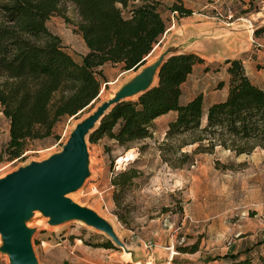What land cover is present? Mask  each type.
Returning <instances> with one entry per match:
<instances>
[{
	"label": "rangeland",
	"instance_id": "374dc122",
	"mask_svg": "<svg viewBox=\"0 0 264 264\" xmlns=\"http://www.w3.org/2000/svg\"><path fill=\"white\" fill-rule=\"evenodd\" d=\"M168 2L158 6L166 28L146 54L144 63L135 70H120L119 64L111 62L100 65L96 71L100 81L96 96L75 114L60 116L52 127V135L29 141L20 156H2L0 176L60 149L78 120L162 52L179 23L176 13L169 12ZM231 11V20L236 19L235 15L244 16L236 21L249 25L247 28L255 37L247 55L264 64V0H249L245 6L236 1ZM63 13L50 15L46 25L60 36L64 49L79 60L86 47L76 29L77 13L69 2L64 3ZM251 68L247 65V71L264 84V67L259 73ZM203 71L195 70L189 75L181 87V100L194 88L195 81L197 87H202L209 80L210 72L207 75ZM7 125V119L0 115V150L7 139ZM160 125L164 124L155 122L151 137L134 140L128 148L107 139L89 142L85 136L89 173L77 189L67 194L106 218L130 252L125 254L118 246H95L105 234L80 220L49 224L38 211L26 222L34 228L31 243L38 264H235L227 255L232 249L236 248L233 254L250 249L245 254L252 260L258 250H264V150L255 146L247 154L233 156L215 145L210 151H194L190 159L175 166L171 164L176 162V154L164 161L157 149L163 138ZM103 142L109 144L107 150ZM194 146L195 143L182 145L180 150L189 152ZM129 150L134 151V165L141 174L130 184L115 187L110 177L129 165L130 160L117 161ZM225 161H232L233 166L219 167ZM105 191H110L112 200L115 195L111 206L106 204ZM192 243L196 249L189 251ZM0 264H8L2 251Z\"/></svg>",
	"mask_w": 264,
	"mask_h": 264
},
{
	"label": "trees",
	"instance_id": "16d2710c",
	"mask_svg": "<svg viewBox=\"0 0 264 264\" xmlns=\"http://www.w3.org/2000/svg\"><path fill=\"white\" fill-rule=\"evenodd\" d=\"M133 1L0 0V113L8 122L0 159L20 156L29 141L52 135L60 116L75 114L88 104L100 86L96 76L100 65L111 62L119 64L120 70H135L144 63L166 25L158 7L160 0ZM65 2L77 13L76 29L86 47L79 60L46 25L50 15H64ZM167 6L177 15L191 13L181 0H171ZM201 61L192 51L170 53L161 62L155 82L135 97L109 106L87 133V140L107 139L128 148L134 140L151 137L154 119L170 111L157 149L164 161L176 154L171 165L215 145L233 156L247 154L255 146L264 150V89L250 80L240 57L223 60L227 78L222 99L204 106L201 93L196 92L180 101L181 83ZM221 83L219 80L217 85ZM191 143H195L191 151L180 150ZM102 145L108 149L107 142ZM129 160L128 166L111 175L113 186L128 185L141 174L134 165L136 158ZM232 166V161H225L219 167ZM103 237L94 245L115 247ZM189 249L194 251L195 243ZM227 255L235 264H250L247 255Z\"/></svg>",
	"mask_w": 264,
	"mask_h": 264
},
{
	"label": "water",
	"instance_id": "95a60500",
	"mask_svg": "<svg viewBox=\"0 0 264 264\" xmlns=\"http://www.w3.org/2000/svg\"><path fill=\"white\" fill-rule=\"evenodd\" d=\"M175 51H179L178 46L169 42L153 61L141 66L78 120L60 149L0 176V251L7 255L8 264H38L31 243L34 228L26 224L34 210L46 216L49 224L80 220L103 232L114 246L130 252L106 218L67 194L77 189L89 173L85 142L89 130L113 103L136 96L151 86L161 62Z\"/></svg>",
	"mask_w": 264,
	"mask_h": 264
},
{
	"label": "crops",
	"instance_id": "0c3cea01",
	"mask_svg": "<svg viewBox=\"0 0 264 264\" xmlns=\"http://www.w3.org/2000/svg\"><path fill=\"white\" fill-rule=\"evenodd\" d=\"M135 1L136 0L133 2ZM165 1L166 0H160L159 5ZM168 1L170 2L171 0ZM236 1L242 2V6L247 5L249 2V0H181L185 7L191 9V13L187 15L176 14L179 22L177 32L170 33L168 38L172 39L170 43L178 46L179 51L189 50L197 53L202 58L201 62L195 63L192 66L191 71L181 83V87L189 75H191V73L195 70H200V72L204 70V74L208 75V72H210V75H208L209 80L202 87H197V82L194 80V88L190 91V93H188L187 97L182 100L181 89L179 96L180 101L189 99L196 92L201 93L202 104L205 102V105L212 101L222 99L226 93L227 78V74L224 69L225 63H223V60L230 57H240L247 76L252 82L264 89V84L257 80L250 73V71H247V65L253 66L254 70L258 73L264 67V64H261V61L253 59L247 55V51L251 50L252 41H254L253 39L255 38L251 33V29L248 30V26H245L244 22L239 23L236 21L239 18H244V16L235 15L236 19L231 20V17H227L225 15V10L227 8L231 10ZM216 10H221L222 15L215 16L214 14ZM241 14H245V11ZM256 50H258V48H256ZM213 62H216L214 64L215 66H211ZM257 64L260 66L257 67ZM253 68H251V70H253ZM219 71L221 73L218 75L217 73H219ZM219 80L222 82L220 86L217 85ZM170 113L171 112L169 111L157 116L154 119V122L160 121L164 124L162 126L160 125L162 130L161 134H163L165 121ZM0 115L2 114L0 113ZM104 197L108 206L113 205L110 191H105ZM235 250L232 249L231 252H234ZM249 251L250 249L238 252L237 256L239 258L244 257L246 255L245 253ZM247 256L249 257L250 264H264V250H258L253 260L250 258V255Z\"/></svg>",
	"mask_w": 264,
	"mask_h": 264
},
{
	"label": "bare ground",
	"instance_id": "6f19581e",
	"mask_svg": "<svg viewBox=\"0 0 264 264\" xmlns=\"http://www.w3.org/2000/svg\"><path fill=\"white\" fill-rule=\"evenodd\" d=\"M244 19V18H243ZM247 20V19H246ZM249 26V25H248ZM249 30V29H248ZM116 90V89H115ZM132 96H135V95H131V96H129V97H132ZM134 151H132V150H129V151H127L124 155H122V156H120V157H118V162L119 163H121L123 160H129V159H131V158H133L134 157ZM36 213H38L37 212V210H34L33 211V214H36ZM36 223V222H35ZM124 253L125 254H128V252H126V251H124ZM170 258V257H169ZM168 263V262H167ZM137 264V263H136ZM138 264H141L140 262H138ZM144 264H149V262L148 261H145V263Z\"/></svg>",
	"mask_w": 264,
	"mask_h": 264
},
{
	"label": "built area",
	"instance_id": "2783aa9c",
	"mask_svg": "<svg viewBox=\"0 0 264 264\" xmlns=\"http://www.w3.org/2000/svg\"><path fill=\"white\" fill-rule=\"evenodd\" d=\"M214 15H215V16H221V15H222V12H220V11H216ZM225 15H226L227 17H231V16H232L231 10H230L229 8H227V9L225 10Z\"/></svg>",
	"mask_w": 264,
	"mask_h": 264
}]
</instances>
